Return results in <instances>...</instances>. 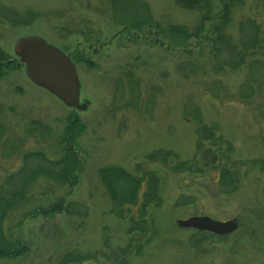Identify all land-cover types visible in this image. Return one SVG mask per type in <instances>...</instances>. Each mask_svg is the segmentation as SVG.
<instances>
[{
	"label": "rangeland",
	"instance_id": "374dc122",
	"mask_svg": "<svg viewBox=\"0 0 264 264\" xmlns=\"http://www.w3.org/2000/svg\"><path fill=\"white\" fill-rule=\"evenodd\" d=\"M145 1L153 24L134 34L121 30L102 0H0V49L13 56L15 38L33 34L69 54L80 83L79 102L85 105L82 110L66 107L31 83L22 65L0 74V180L18 164L22 151L42 148L50 157L59 155L57 139L68 115L83 126L74 141L80 168L73 183L39 180L31 186L33 199L13 209L3 224L8 239L28 248L23 255L1 257L0 264H60L68 251L95 253L96 260L65 264H116L111 252L126 243L128 222L110 211L97 169L119 165L132 171L136 164L158 173L162 201L150 210L151 239L139 254L128 256L129 264H264V70L258 69L264 63V0H240L228 7L223 33L238 49L243 28L252 36L245 40L259 47L236 68L221 70L210 48L194 46L195 37L186 39V47L170 40L166 48L167 25L191 27L199 10L181 8L174 0ZM221 3L211 1L214 15L222 13ZM7 13L11 19L4 18ZM210 27L207 22L205 35L212 34ZM248 64L259 72L245 86ZM194 110L233 145L232 158L243 161L231 193L216 191L212 171L173 172L144 159L156 148L170 149L180 159L192 157ZM42 189L46 192L38 193ZM57 197L74 207L28 213ZM190 215L233 218L237 228L204 238L175 223Z\"/></svg>",
	"mask_w": 264,
	"mask_h": 264
},
{
	"label": "trees",
	"instance_id": "16d2710c",
	"mask_svg": "<svg viewBox=\"0 0 264 264\" xmlns=\"http://www.w3.org/2000/svg\"><path fill=\"white\" fill-rule=\"evenodd\" d=\"M102 1L108 4L111 16L118 24H121L122 31L133 30L132 32L137 34L139 32L137 30H144L149 24H153L151 23V14L145 0ZM211 1L174 0L175 4L181 8L199 10L200 15L197 23L191 27L176 23L168 24L165 33L169 35L170 39L166 48L170 45V40H173L174 45L186 47L184 44L186 39L195 37V47L203 48L202 46H205L210 48L213 62L217 63L215 66L218 70H221L224 65H228L230 69L236 68L244 61V58L246 60V55L249 51L250 54L254 53L252 49L257 44H254L253 41L245 40L246 36H252L246 34L245 29L241 28V42L238 49H236L237 45L231 43L230 39L222 31L228 7L240 0H222V13L220 14L219 12L218 15H214L211 12ZM32 15L29 19L32 18ZM7 17L11 19L8 13L4 18L8 19ZM29 19L24 17L21 20L20 17H15V20L21 22ZM207 22L211 24L210 33L212 34L210 36L205 35ZM154 26L159 29L158 24L155 23ZM250 28L257 31L255 25L250 26ZM205 37L208 44L202 43ZM253 37H255V32ZM177 38L180 42H175ZM155 41L160 43L158 39H155ZM186 52H189V50H186ZM263 64L262 67H258L259 70H264ZM21 65L14 55H7L0 49V74H2L3 70L18 68ZM251 66H249L250 71L246 74L247 76L243 83L245 86H249L250 82L253 83L258 78L257 72L259 70L257 67ZM260 77L264 78V74H260ZM194 111L196 113L194 116L196 120V149L192 157L180 159L170 149L156 148L145 154L144 159L148 162L160 163L173 172L200 173L212 171L215 173L214 187L216 191L224 194L231 193L237 187L239 169L241 165L243 166V161L232 158L233 145L220 134H217L214 126L202 123L199 120V113L196 110ZM82 128L83 126L79 123L77 117L71 119V116L68 115L67 124L57 139V143L60 145L59 155L50 157L42 148L22 151L19 154L18 164L0 180V258L23 255L28 248L20 240L8 239L4 234L3 224L13 209L29 202L31 200L30 197L33 199V195L29 192L31 186L39 180H50L69 185L73 183L75 179L74 172L80 168V159L77 150L74 148V141L75 137L82 131ZM252 162H255V160H252ZM97 178L109 198L110 211L118 218H125L128 222L126 226V243L123 246H116L111 253L117 262L116 264H129L128 256L132 253L139 254L153 234L154 222L150 215V210L151 208H157L161 204V179L154 169L147 168L141 164H136L132 171L126 170L119 165L101 166L97 169ZM45 192V189L38 191L40 194ZM182 203L184 201L175 202L177 205ZM71 205V203L69 205L68 203L65 204L62 197H57L56 200L46 206H33L28 213L39 212L46 215L55 211L58 212L62 208L65 211H70L74 207V205ZM194 233L204 238L214 235L210 232L196 229H194ZM223 236L225 235H221V237ZM86 259L96 260L95 253L81 254L68 251L63 253L59 262L60 264L80 263Z\"/></svg>",
	"mask_w": 264,
	"mask_h": 264
},
{
	"label": "water",
	"instance_id": "95a60500",
	"mask_svg": "<svg viewBox=\"0 0 264 264\" xmlns=\"http://www.w3.org/2000/svg\"><path fill=\"white\" fill-rule=\"evenodd\" d=\"M155 33V32H154ZM12 52L22 64L25 76L34 85L55 96L66 107L82 110L79 102V79L69 54L33 34L19 35L12 44ZM180 227L226 235L237 228L235 219L217 220L208 215H190L175 220Z\"/></svg>",
	"mask_w": 264,
	"mask_h": 264
}]
</instances>
